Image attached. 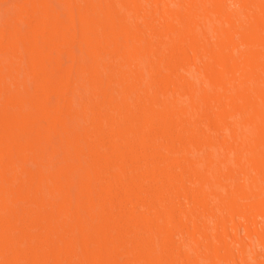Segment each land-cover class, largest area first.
<instances>
[{
    "label": "bare ground",
    "instance_id": "6f19581e",
    "mask_svg": "<svg viewBox=\"0 0 264 264\" xmlns=\"http://www.w3.org/2000/svg\"><path fill=\"white\" fill-rule=\"evenodd\" d=\"M0 3V264H264V0Z\"/></svg>",
    "mask_w": 264,
    "mask_h": 264
},
{
    "label": "rangeland",
    "instance_id": "374dc122",
    "mask_svg": "<svg viewBox=\"0 0 264 264\" xmlns=\"http://www.w3.org/2000/svg\"><path fill=\"white\" fill-rule=\"evenodd\" d=\"M1 4L2 3H0V6H1ZM6 6V8H7V6L8 5H4L3 7H5ZM0 8V11L2 10V11H4L3 13L1 12V14L2 15H4L5 17L7 16V15H5L4 13H5V10H3V9H5V8ZM1 14H0V16H1ZM7 14V13H6ZM3 16H1V18H2ZM79 92V94L78 95H80V94H82V92H80V91H78ZM76 95H77V93H76ZM75 97H77L78 98V96H75ZM74 97V99H76ZM26 153L28 154V155H31L30 153H29V150H27L26 151ZM37 161L36 160H34V159H32V157H27V159L24 161V166L27 168V171H28V173H29V175H31L32 176V174L34 173V171L36 170V167H37ZM240 233H242V229L240 228V230L238 231V234H240ZM251 261V260H250Z\"/></svg>",
    "mask_w": 264,
    "mask_h": 264
}]
</instances>
